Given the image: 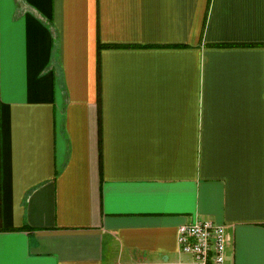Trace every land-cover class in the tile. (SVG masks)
Instances as JSON below:
<instances>
[{"label":"crops","instance_id":"crops-1","mask_svg":"<svg viewBox=\"0 0 264 264\" xmlns=\"http://www.w3.org/2000/svg\"><path fill=\"white\" fill-rule=\"evenodd\" d=\"M197 218L264 264V0H0V264H190Z\"/></svg>","mask_w":264,"mask_h":264},{"label":"built area","instance_id":"built-area-1","mask_svg":"<svg viewBox=\"0 0 264 264\" xmlns=\"http://www.w3.org/2000/svg\"><path fill=\"white\" fill-rule=\"evenodd\" d=\"M177 245L181 253L191 257L190 264L224 263V228L210 220L197 218L179 226Z\"/></svg>","mask_w":264,"mask_h":264},{"label":"trees","instance_id":"trees-1","mask_svg":"<svg viewBox=\"0 0 264 264\" xmlns=\"http://www.w3.org/2000/svg\"><path fill=\"white\" fill-rule=\"evenodd\" d=\"M110 47H117V46H111V45H104L98 42L97 49L98 51L102 48H110Z\"/></svg>","mask_w":264,"mask_h":264}]
</instances>
